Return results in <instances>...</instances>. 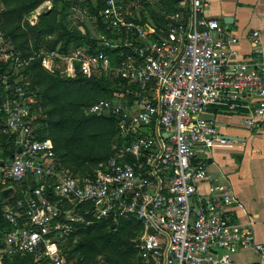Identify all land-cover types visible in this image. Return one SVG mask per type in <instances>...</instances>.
Wrapping results in <instances>:
<instances>
[{
  "label": "built area",
  "instance_id": "2783aa9c",
  "mask_svg": "<svg viewBox=\"0 0 264 264\" xmlns=\"http://www.w3.org/2000/svg\"><path fill=\"white\" fill-rule=\"evenodd\" d=\"M63 1L68 20L86 27L104 50L39 47L33 56L40 66L61 77L104 73L131 85V98H100L85 108L88 114L113 116L115 133L109 157L92 175L77 176L59 164L49 140L35 137V96L18 73L32 57H10L14 78L8 82L0 75V111L1 131L14 135V152L0 156V182L27 180L33 186L2 209L9 225L3 252L64 264L58 237L77 220L81 205L96 219L131 217L140 223L130 264H237L232 255L248 249L263 261L264 243L225 213L231 203L228 185L210 180L196 161L198 153L229 142L202 117L208 105L232 106L248 96L255 102L242 123L254 127L264 115V51L257 31L250 38L253 58L230 62L215 35L217 21L200 16L201 0H187L171 12L163 30L137 21L136 0ZM47 4L31 10L36 21L39 9H50ZM201 180L207 181L206 194L197 193Z\"/></svg>",
  "mask_w": 264,
  "mask_h": 264
},
{
  "label": "trees",
  "instance_id": "16d2710c",
  "mask_svg": "<svg viewBox=\"0 0 264 264\" xmlns=\"http://www.w3.org/2000/svg\"><path fill=\"white\" fill-rule=\"evenodd\" d=\"M44 0H0V31L2 36L9 41L12 55H18L21 58L32 57L18 73L23 79H26L28 88L34 93L35 103L39 99L38 86L40 90V103L46 106V114L43 117H37L36 121L41 124L35 128V137L44 139L49 137L52 143V149L59 164L68 168L77 176L92 175L98 163L104 162L110 155L109 144L112 135L115 133V122L113 116L92 115L84 109L92 102L100 98L111 97L112 88H108L107 83L121 86V91L127 87L129 92L131 85L124 82L118 83L111 80L84 76L78 72L73 77H61L55 73H49L40 66L39 58L33 56V52L39 47L52 49L57 47L65 51L68 47L72 50L77 47L86 48L87 52L104 50V47L89 37L86 27H78L71 24L67 18L65 3L63 0H51L52 7L49 10L41 12L37 16V21L33 25L27 24L21 19L25 13L31 11L40 2ZM179 0H173L171 3H177ZM145 5V4H144ZM179 9L173 8L171 12ZM165 10L161 9L155 14L157 25L163 28L166 22ZM170 12V13H171ZM141 13V12H140ZM153 17V12H149ZM137 21L143 22L137 18ZM103 29L101 28V31ZM104 32V30H103ZM10 59L0 62V75L6 74L7 81L10 82L14 75L8 69ZM30 75V78L28 76ZM25 76V77H24ZM2 97V86L0 85V99ZM127 100L131 98L128 93ZM34 103V104H35ZM4 115L0 111V135L5 140L2 142L1 157H10L14 152L13 134L1 132ZM35 121V120H34ZM5 137V138H4ZM7 145V146H5ZM9 147V148H7ZM13 185L14 193L6 199L10 203L14 198L22 195V192L28 191L32 182L24 180L13 182L10 180L0 182L2 185ZM0 194V239L8 230V223L2 218ZM84 206H78L77 214L84 217V222H70L73 231L67 234L68 244L73 234H76V241L71 250L87 252L92 250L103 252L107 249L118 251L123 249L126 254V260L123 264H130L136 260V250L129 238L135 236L141 230L140 223L131 217H119L115 229L111 228L113 222L110 218H94L84 211ZM1 264H46L47 259L42 258L34 261L31 254L19 253L7 255L1 254ZM116 262V260H115Z\"/></svg>",
  "mask_w": 264,
  "mask_h": 264
},
{
  "label": "crops",
  "instance_id": "0c3cea01",
  "mask_svg": "<svg viewBox=\"0 0 264 264\" xmlns=\"http://www.w3.org/2000/svg\"><path fill=\"white\" fill-rule=\"evenodd\" d=\"M200 16L217 21L220 31L215 34L223 41V51L230 62L253 58L251 33L257 31L264 51V0H201ZM255 98L244 96L232 106L208 105L201 112L227 144L214 145L197 154L196 161L204 164L210 180L225 183L231 191V203L226 215L234 222L247 224L257 243H264V115L254 127H246L242 119ZM248 107V108H247ZM2 183V182H1ZM7 197H1V208L14 193L13 185ZM198 194L207 193V181L196 182ZM3 252L0 239V256ZM5 254V253H4ZM23 254V253H19ZM237 264H264L252 250L232 255ZM1 260V258H0ZM1 264V261H0Z\"/></svg>",
  "mask_w": 264,
  "mask_h": 264
},
{
  "label": "rangeland",
  "instance_id": "374dc122",
  "mask_svg": "<svg viewBox=\"0 0 264 264\" xmlns=\"http://www.w3.org/2000/svg\"><path fill=\"white\" fill-rule=\"evenodd\" d=\"M136 1H138V4L140 6L137 13H136V18L142 19L143 24L150 26L154 30L161 29V27H159L157 25V21H156V18L154 17L155 16L154 13H158L161 9H163L166 11L165 17H167L170 14V12L173 10V8H178V7L182 8L187 3V0H179L177 3H174V4L171 3L173 0H136ZM47 5L50 6V8H51L53 5L52 1L48 0ZM45 6L42 7L41 9H39V14L41 12H44L45 10H47L46 9L47 7H45ZM0 8H1V5H0ZM33 11H31V12L29 11L28 13H25L21 19V22L24 21L27 24H29L28 20L36 21L35 19H36L37 14L33 13ZM150 11L153 12V17L150 15V13H149ZM71 24H73L76 27H78L80 25L79 22L76 21V23H74L72 20L69 19L67 26H70ZM161 30H163V29H161ZM43 48L48 49L47 47H43ZM71 51H72V49L70 47H68L65 50V52H68V53H70ZM11 56H12L11 46L9 44V41L6 38H4V40L0 41V62L2 63L3 61L10 59ZM8 70H10V71L12 70L11 62L9 63L8 69L6 70V72ZM55 74H57V73H55ZM28 76L30 78L29 74H28ZM62 77H64V76H62ZM96 77L103 78V79H105V81H107V79H108V77L104 73H101V74L97 75ZM25 79H26V77H25ZM107 86H108V88H112L111 98L122 96V99L127 100L126 96H128V93L130 94L127 87H124V91H121V86H119L117 84L112 85L110 82H108ZM41 88H42L41 86H38L39 99L37 97V103H35L33 105L32 116H33V126L35 128H37L41 124V121L40 122L36 121V118L37 117H39V118L43 117L46 114V106L41 105V103H40V96H41L40 90H41ZM84 111H85V109H84ZM5 134L10 135V133H6V132H5ZM46 139L51 142V139L49 137H46ZM2 142L4 143L5 140L0 135V151L2 150ZM5 146H7V145H5ZM7 148H9V147H7ZM76 217H77L78 222H84V224L90 222V221L85 222L84 217L79 215V214ZM115 223H118L117 220L115 222H113V225H111L112 229H115V227H116ZM74 229L75 228H73V227L71 228V224H70L69 230L65 234H61L58 237V248H59V252H60L61 257L63 258L64 264H123L124 261L127 259L126 258L127 253H124L122 248L119 249L118 251H114L113 249H107L103 252H96L95 254H93L92 250H89V249L87 250V252H80L78 250H76V251L71 250V248L73 247V244L76 241V234L72 235V237L70 239L71 244H68L67 234L69 233L70 230L73 231ZM136 236H137V234L135 236L129 238L130 242H132V240L135 239ZM1 254H3V253H1ZM19 255H21V254H19ZM115 260H116V262H115Z\"/></svg>",
  "mask_w": 264,
  "mask_h": 264
},
{
  "label": "water",
  "instance_id": "95a60500",
  "mask_svg": "<svg viewBox=\"0 0 264 264\" xmlns=\"http://www.w3.org/2000/svg\"><path fill=\"white\" fill-rule=\"evenodd\" d=\"M9 192H11V188L10 187H6V188H3L1 190V194H2L3 197H7Z\"/></svg>",
  "mask_w": 264,
  "mask_h": 264
}]
</instances>
